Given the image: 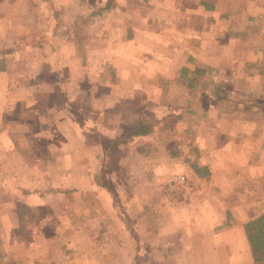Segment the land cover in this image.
Listing matches in <instances>:
<instances>
[{
	"label": "rangeland",
	"instance_id": "rangeland-1",
	"mask_svg": "<svg viewBox=\"0 0 264 264\" xmlns=\"http://www.w3.org/2000/svg\"><path fill=\"white\" fill-rule=\"evenodd\" d=\"M243 4L0 3V264L252 263L264 90L243 72L264 28L243 37Z\"/></svg>",
	"mask_w": 264,
	"mask_h": 264
},
{
	"label": "crops",
	"instance_id": "crops-1",
	"mask_svg": "<svg viewBox=\"0 0 264 264\" xmlns=\"http://www.w3.org/2000/svg\"><path fill=\"white\" fill-rule=\"evenodd\" d=\"M243 1L245 3V4H243V27H244L243 37H246L245 32H247V31L245 28H247L252 23V21L255 22L256 26H258V27L261 26L262 28H264V0H243ZM201 4L205 6L206 10L212 11L214 9L213 5L208 4L206 2H202ZM207 7H211L212 9H208ZM253 38L255 40V44H254L253 48L252 47L250 48V50L248 51V56H247V59H250V61L248 60L249 64L247 62H245V63H247L251 67L253 66L254 68H256V70H252V71L247 70V72H243V76H246V75L249 76V78L245 77V79L248 81H251L252 85L259 86L261 88V90L263 91L264 90V29H261L259 32H257L255 34V36L254 35L250 36L248 41L249 40L252 41ZM248 43H252V42H247V44ZM254 51H255V53H254ZM251 73L252 74L255 73V75L252 76ZM247 88H249V86H245V89H247ZM244 133L245 132H243V134ZM241 142H243V139L241 140ZM242 147L243 148L240 149L239 153L243 154V149L247 147L246 141L243 143ZM229 151L231 153H236L239 150L238 149L236 150L235 148L230 147ZM229 151H228V153L225 152V154L231 155ZM218 154H220V152H218ZM231 162H232V164L236 163V161H234V160L233 161L231 160ZM204 166H207V165H204ZM241 166L242 167H240L237 171L240 172V176L243 178L244 167H243L242 163H241ZM208 169H209V167H208ZM209 172H210V169H209ZM210 174H211V172H210ZM224 235L225 236L227 235L229 237H227V239L224 238L225 240L223 241V244L221 246L222 250H226L225 246L228 244L227 242L232 243V238H231L230 233H225ZM230 256H231V253H228L226 256L228 263H234L238 259L237 256L233 257V258H231ZM224 264H226V260L224 261ZM246 264H251V263H246Z\"/></svg>",
	"mask_w": 264,
	"mask_h": 264
},
{
	"label": "trees",
	"instance_id": "trees-1",
	"mask_svg": "<svg viewBox=\"0 0 264 264\" xmlns=\"http://www.w3.org/2000/svg\"><path fill=\"white\" fill-rule=\"evenodd\" d=\"M3 0H0V3ZM212 9L211 7H207ZM4 68L0 67V71H3ZM194 75L202 76L205 72L202 69H194ZM189 84L191 85L190 81ZM149 133V125L138 123L137 127L133 132L128 134V138L133 139V145H137L141 138ZM125 139V138H124ZM135 141V142H134ZM137 150L142 151L143 149L137 145ZM190 167L193 173L198 178H206L210 175L209 169L207 166H199L195 162H189ZM227 226H230L227 225ZM243 230L245 237L250 249L252 256L251 264H264V212L257 217L250 218L244 225Z\"/></svg>",
	"mask_w": 264,
	"mask_h": 264
}]
</instances>
